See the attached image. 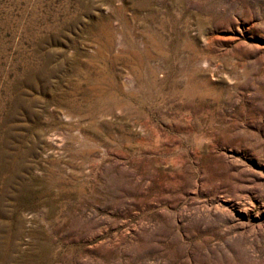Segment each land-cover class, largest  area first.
<instances>
[{
    "label": "rangeland",
    "instance_id": "1",
    "mask_svg": "<svg viewBox=\"0 0 264 264\" xmlns=\"http://www.w3.org/2000/svg\"><path fill=\"white\" fill-rule=\"evenodd\" d=\"M0 264H264V0H0Z\"/></svg>",
    "mask_w": 264,
    "mask_h": 264
},
{
    "label": "bare ground",
    "instance_id": "2",
    "mask_svg": "<svg viewBox=\"0 0 264 264\" xmlns=\"http://www.w3.org/2000/svg\"><path fill=\"white\" fill-rule=\"evenodd\" d=\"M78 121V120H77ZM75 122V121H74ZM62 129V128H61ZM82 132V131H81ZM59 134V133H58ZM76 134H78V133H76ZM81 137V136H80ZM83 137V136H82ZM54 139V138H53ZM77 140V139H76ZM59 141V140H58ZM54 143V142H53ZM79 143V142H78ZM80 144V143H79ZM100 149V148H99ZM66 164V163H65Z\"/></svg>",
    "mask_w": 264,
    "mask_h": 264
}]
</instances>
